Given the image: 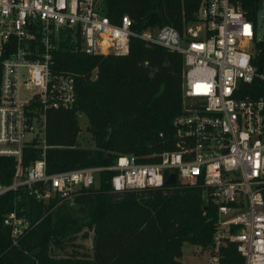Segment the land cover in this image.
<instances>
[{
    "label": "built area",
    "instance_id": "1",
    "mask_svg": "<svg viewBox=\"0 0 264 264\" xmlns=\"http://www.w3.org/2000/svg\"><path fill=\"white\" fill-rule=\"evenodd\" d=\"M99 1L0 0V156L15 162L0 196L23 188L38 202L73 205L103 169L114 171L110 184L117 192L164 188L175 173L179 184L198 189L214 207V249L234 243L244 264H264V59L261 70L254 64L264 41L256 22L231 0H197L181 30L137 31L126 14L112 22ZM63 29L88 54H126L131 38L181 54L183 106L172 122L173 150L150 155L157 162L119 154L107 167L46 172L47 111L71 109L76 99V74L53 70ZM28 145L42 152L24 165ZM22 210L2 220L13 245L30 227Z\"/></svg>",
    "mask_w": 264,
    "mask_h": 264
},
{
    "label": "trees",
    "instance_id": "2",
    "mask_svg": "<svg viewBox=\"0 0 264 264\" xmlns=\"http://www.w3.org/2000/svg\"><path fill=\"white\" fill-rule=\"evenodd\" d=\"M254 22L264 0H231ZM197 0H100V11L114 23L123 15L132 29L164 25L182 29L193 18ZM53 70L73 72L76 99L71 109H49L46 115V172L111 166L116 154H133L139 161L175 148L173 119L182 103L181 54L131 38L126 54H88L67 30L56 39ZM262 52L254 60L261 70ZM5 56V54L3 55ZM1 60V58H0ZM87 118L94 147L80 145L79 115ZM42 149L28 145L23 164L41 157ZM12 157L0 156V184L8 186L14 174ZM114 171L98 172L97 186L82 189L75 206L51 200L42 203L25 189L0 196V264H181L185 242L212 245L216 214L198 189L181 184L164 188L114 191ZM14 208L30 221L17 245L11 243L4 215ZM92 232L91 253L73 240ZM62 252V256L57 254ZM218 264H244L234 243L220 248Z\"/></svg>",
    "mask_w": 264,
    "mask_h": 264
},
{
    "label": "rangeland",
    "instance_id": "3",
    "mask_svg": "<svg viewBox=\"0 0 264 264\" xmlns=\"http://www.w3.org/2000/svg\"><path fill=\"white\" fill-rule=\"evenodd\" d=\"M256 30H257V38L261 41H264V2L262 3L256 19ZM264 44V42H263ZM24 94V92H21ZM79 125H80V133L78 136V140L81 146L84 147H94V142L91 137L90 132L88 131V122L85 115H79ZM119 154H116V157ZM98 182L96 181L93 186H97ZM75 206V203L71 205ZM75 246H68V253H72L73 251H81L86 253H91L92 250V232H89L88 237H83L82 233L77 234L76 239L73 240ZM219 253V257L217 259L214 258L215 253ZM58 256H62V252L57 254ZM220 249L216 251L214 246L211 245L208 248H203L196 244H191L185 242L182 246V257L179 259L181 264H218L220 259Z\"/></svg>",
    "mask_w": 264,
    "mask_h": 264
},
{
    "label": "water",
    "instance_id": "4",
    "mask_svg": "<svg viewBox=\"0 0 264 264\" xmlns=\"http://www.w3.org/2000/svg\"><path fill=\"white\" fill-rule=\"evenodd\" d=\"M166 183L167 184H171V185H174V184H177L178 183V180L176 178V175L175 173H170L167 178H166Z\"/></svg>",
    "mask_w": 264,
    "mask_h": 264
}]
</instances>
